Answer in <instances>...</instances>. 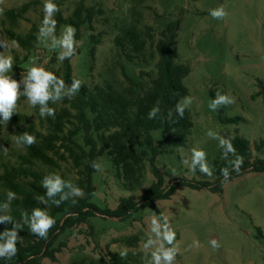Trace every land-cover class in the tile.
<instances>
[{"label":"rangeland","instance_id":"rangeland-1","mask_svg":"<svg viewBox=\"0 0 264 264\" xmlns=\"http://www.w3.org/2000/svg\"><path fill=\"white\" fill-rule=\"evenodd\" d=\"M36 0H0V39L10 41L6 29L27 33L33 25H40L43 17V0L25 14L24 19L12 26L6 19V10L19 8ZM80 0H68L62 6L63 16L68 18ZM87 7L101 10L94 23V33L102 34L97 46L95 58L89 54L88 31L83 28L77 54L71 58L73 75L89 87L113 84L117 88L128 85L123 70L132 79L148 82L150 74L156 73L158 58L150 55L147 62L135 59L128 61L115 44V38L123 30L136 25L139 29L153 28L155 39L166 23L179 19L178 32L179 62L191 67L190 75L184 80L189 89L192 104L187 108L193 118L194 127L188 147L172 148L164 141L161 130L154 131L156 146L162 151L157 166L164 175L166 185L178 179L190 181L214 182L216 177L201 173L193 175L181 163V158H190L193 147L202 148L207 153L208 162L220 156L218 141L210 139L209 129L226 137H243L250 141L252 161L264 159V102L259 81H264V0H85ZM224 5L228 16L224 20H215L209 11ZM65 25L56 28L59 36ZM0 51H3L0 48ZM59 48L50 50L45 43L37 41L31 50H25L17 43L5 51L14 57L12 76L19 81L21 73H26L32 61L45 67L56 75L61 74L63 62L56 59ZM150 54V53H149ZM22 90V88H21ZM231 94L236 103L225 106V115L240 117L239 123H222L218 112L208 107L215 92ZM57 109L66 105L63 101L49 104ZM21 117V118H20ZM23 127L31 125L46 132L47 118H40L39 109L32 108L21 97L12 119L7 125L0 124V175L2 165L17 164L19 155L25 150L17 148L14 142L15 122ZM44 121V122H43ZM79 142L83 138L79 137ZM262 144V150L256 145ZM7 148L5 153L3 150ZM97 162L102 171L96 172L93 182L97 192L93 202L102 209H116L120 199L133 197L139 201L145 188L154 182L150 163L141 185L130 190L116 177V171L106 150L99 147ZM58 169L37 165L45 174L58 173L75 179L76 170L71 162H60ZM159 213L145 208L127 220L106 217L97 214L89 219V224L74 228L63 234L56 246L66 243L58 260L49 258L41 264H111L109 251L126 252L136 264H144V252L141 242L149 236L148 219L161 213L169 217L171 227L177 234L179 247L174 264H264V172L251 170L239 174L223 186L222 192H212L207 188L194 190L179 187L168 200L156 202ZM262 230L263 236L258 231ZM137 235L141 241L136 247H130L122 238ZM218 239L219 249H213L209 241ZM194 240L200 242V248H190Z\"/></svg>","mask_w":264,"mask_h":264},{"label":"trees","instance_id":"trees-1","mask_svg":"<svg viewBox=\"0 0 264 264\" xmlns=\"http://www.w3.org/2000/svg\"><path fill=\"white\" fill-rule=\"evenodd\" d=\"M67 1L54 0L60 7V13L55 17L58 21L57 28L62 25H73L77 30V40L81 38L83 28H86L90 44L89 54L94 59L102 37V34L94 33V23L101 10H97L94 6L87 7L85 0H80L72 14L65 18L62 6ZM40 3L38 0L29 2L19 8L6 10L4 15L11 25L15 26L18 21L24 19L25 14L33 6ZM180 25L179 19L166 23L158 40L153 35L152 27L142 30L136 25L126 27L115 38L119 51L130 62L135 59L147 62L149 55L152 58L155 56L158 58L156 73L150 74L151 78L148 82L136 81L123 70L128 82V85L123 88H117L110 83L91 88L83 83L74 99L63 100L66 106L55 109L54 119L47 117L45 133L34 125L23 127L20 121L16 120L15 135L19 136L24 131H28L37 137V142L31 147L24 148L25 153L19 155L17 164L2 165L0 204L6 201L8 190L17 194V199L12 201L8 213L13 220L21 222L24 212L30 214L33 208L45 207L39 202L38 197L45 195L46 190L41 182L47 174L38 170L37 165L58 169L61 166L60 162L70 161L76 170L77 177L75 179L61 177L84 189L86 196L82 199L77 198L76 203H73L72 199L64 201L59 207L50 204L48 211L55 218L56 225L49 231L48 239L36 237L25 225L18 233L21 239L17 244V255L11 260L0 259V264H41L45 258L56 262L57 254L66 246L65 242L56 246L61 235L70 233L78 226L88 225L89 219L97 217V214L127 220L145 208H151L159 213L156 202L170 199L182 186L194 190L207 188L215 193L223 191L225 183H221L223 177L220 175V169L227 165L221 159V152L219 158L209 161L214 166L213 175L216 177L214 182L178 179L166 185L164 175L157 166V159L162 151L156 146L153 132L163 131L164 141L169 147L181 148L190 145V136L194 127L192 115L187 108L182 119L174 114L173 122L160 118L154 120L147 118L149 110L157 100L161 102V111L166 116L169 110L174 111L178 101L190 94L184 80L190 75L191 67L179 62ZM38 28L39 26L33 25L25 34L6 29L5 34L10 41H15L23 49L31 51L38 41ZM57 76L64 79L66 84H70L74 78L77 79L73 75L70 60L63 61L61 74ZM259 88L258 94L262 96L264 102L263 80L259 81ZM217 112L222 123H239L241 120L240 117L230 118L225 115V107ZM79 137L83 138L82 143L79 142ZM229 138H232L237 154L243 157V166L239 174L247 170L255 173L264 172V159L252 161L249 140L239 136ZM99 147L106 150L116 171V177L123 182L124 187L130 190L141 185L145 176L146 163H150L154 182L144 189L139 201L133 197L121 198L116 209H102L93 202L97 192L93 182L96 171L90 163L97 162ZM262 148V144L256 145V150L260 151ZM239 174L232 172L229 180ZM5 227L11 228L12 224L0 223V232H3ZM258 231L263 236L260 228ZM140 241L137 235L118 240L130 247H136ZM109 256L111 264H136L130 258L121 257L117 252L109 251Z\"/></svg>","mask_w":264,"mask_h":264},{"label":"clouds","instance_id":"clouds-1","mask_svg":"<svg viewBox=\"0 0 264 264\" xmlns=\"http://www.w3.org/2000/svg\"><path fill=\"white\" fill-rule=\"evenodd\" d=\"M3 8H0V15L3 14ZM60 13V7L54 0H43V19L40 22L37 39L45 43L50 50L57 48L56 59L59 62L71 60L77 54V48L81 41L76 39V28L73 25H65L62 33L57 36L56 28L58 21L56 15ZM211 18L215 20H224L228 16L224 5H219L209 11ZM7 40L0 39V124L7 125L16 113L18 101L21 97L26 98L27 103L32 108L39 109L40 118H55L56 110L50 107V102L55 104L65 99L72 100L80 92L83 82L80 79H72L70 84L58 77L54 72L47 70L45 67L37 65L32 61L26 73H21V79L17 81L11 75L14 66V57L6 55L11 45ZM22 88V90H21ZM160 101L157 100L155 105L149 110L147 118L154 120L160 118L169 122L174 121L176 117L183 118L186 108L192 104L191 97H184L175 105L174 111L169 110L165 116L160 107ZM236 103V98L231 94H222L220 91L215 92V97L208 105L211 111H218L220 108L230 106ZM206 135L213 140L218 141V147L221 149V159L226 162L225 167L220 169V175L223 177L221 183H227L231 173L239 174L243 166V157L237 154L232 138L222 136L218 132L209 129ZM17 148L24 149L31 147L37 142V137L28 131L14 137ZM5 153L8 149H3ZM181 163L188 168L189 172L195 175L197 172L208 177L213 176L214 166L208 162L207 153L202 148L193 147L190 150V158H181ZM90 166L96 171H102V165L92 161ZM42 187L46 190L45 195L38 197L40 203L45 205L44 208H33L31 213L24 212L21 216V222H16L9 215L12 201L17 199V194L8 190L6 192V201L0 204V223L5 225L11 223L12 227H5L0 232V259L11 260L18 253L17 244L21 237L19 231L27 225L29 231L40 239L47 240L49 231L56 225V220L48 211V207L55 205L59 207L61 203L72 199L76 203L77 198H84L86 193L84 189L70 180H65L58 173L45 175ZM149 236L141 242V248L144 252V264H174L179 247L176 243L177 234L171 227L169 217L163 213L160 216L152 215L148 219ZM210 246L213 249H219L218 239L212 238ZM190 248H200V242L194 240ZM121 257L126 256V252L120 253Z\"/></svg>","mask_w":264,"mask_h":264}]
</instances>
